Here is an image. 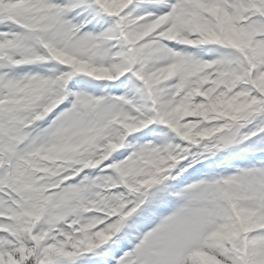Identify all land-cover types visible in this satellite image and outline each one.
Wrapping results in <instances>:
<instances>
[{
  "label": "snow or ice",
  "instance_id": "obj_1",
  "mask_svg": "<svg viewBox=\"0 0 264 264\" xmlns=\"http://www.w3.org/2000/svg\"><path fill=\"white\" fill-rule=\"evenodd\" d=\"M0 264H264V0H0Z\"/></svg>",
  "mask_w": 264,
  "mask_h": 264
}]
</instances>
